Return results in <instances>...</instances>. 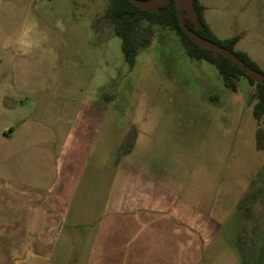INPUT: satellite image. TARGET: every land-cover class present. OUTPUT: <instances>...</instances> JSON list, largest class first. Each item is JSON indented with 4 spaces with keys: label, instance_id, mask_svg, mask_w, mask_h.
Masks as SVG:
<instances>
[{
    "label": "crops",
    "instance_id": "0c3cea01",
    "mask_svg": "<svg viewBox=\"0 0 264 264\" xmlns=\"http://www.w3.org/2000/svg\"><path fill=\"white\" fill-rule=\"evenodd\" d=\"M199 1L214 35L237 37L235 49L264 72V0ZM40 11L37 0H0V264H200L217 227L141 170L140 129L122 137L120 151L137 133L132 150L117 155L121 185L111 197L94 203L102 193L91 181L80 193L100 161L108 111L86 100L70 112L69 82L60 89L65 43ZM78 242L82 256L70 257Z\"/></svg>",
    "mask_w": 264,
    "mask_h": 264
},
{
    "label": "rangeland",
    "instance_id": "374dc122",
    "mask_svg": "<svg viewBox=\"0 0 264 264\" xmlns=\"http://www.w3.org/2000/svg\"><path fill=\"white\" fill-rule=\"evenodd\" d=\"M37 2L65 43L60 89L69 82L68 109L73 113L88 100L108 111L93 157L100 161L87 170L80 193L93 182L94 191L102 193L93 201L98 204L120 187L116 158L123 135L136 127L141 131V170L196 209L205 224L217 227L200 264H243L244 252L248 264H264V150L256 144L255 89L251 93L241 78L237 93L228 90L218 69L190 58L169 28L155 27L150 46L130 68L121 39L103 18L109 0ZM250 192L258 198L249 205L247 218L239 205ZM72 237L77 241L79 236ZM76 243L70 257L82 256L83 245ZM64 252L61 242L54 261Z\"/></svg>",
    "mask_w": 264,
    "mask_h": 264
},
{
    "label": "trees",
    "instance_id": "16d2710c",
    "mask_svg": "<svg viewBox=\"0 0 264 264\" xmlns=\"http://www.w3.org/2000/svg\"><path fill=\"white\" fill-rule=\"evenodd\" d=\"M182 14L187 27L191 31L213 44L223 47L247 67L264 75V72L246 53L235 49L238 42L237 37L220 40L214 35L204 19V7L199 0H192V9L187 11L183 8ZM189 14L191 18H188ZM103 18L112 27L116 36L121 39L122 53L130 68L135 66L139 53L150 46L155 35V27H161L169 28L178 34L186 54L190 58L205 60L214 65L221 74L224 86L228 90L237 92L239 80L245 78L255 89L256 102L253 106V116L258 125L256 144L258 150H264V129L261 127V122L264 118V82L257 81L246 74L224 55L203 48L193 42L179 23L173 0H168L166 4L156 9H141L129 0H109V6ZM136 135V131L129 133L123 147V155L128 154L132 150ZM254 195L253 192L248 193L239 205L241 210H245L247 218L250 216L249 205L253 204L258 198L256 197L257 195ZM243 264H248L246 252H244Z\"/></svg>",
    "mask_w": 264,
    "mask_h": 264
},
{
    "label": "water",
    "instance_id": "95a60500",
    "mask_svg": "<svg viewBox=\"0 0 264 264\" xmlns=\"http://www.w3.org/2000/svg\"><path fill=\"white\" fill-rule=\"evenodd\" d=\"M132 4L136 5L137 7L141 9H156L164 4L165 1L168 0H147V1H139V0H129ZM176 6V11L179 19V23L185 33L188 35V37L195 42L196 44L200 45L203 48L212 50L218 54L224 55L225 57L229 58L233 63H235L242 71H244L249 76L255 78L257 81L264 82V75L261 73H258L249 67H247L243 62H241L236 56H234L229 51L225 50L223 47L217 46L213 44L212 42L200 37L193 31H191L184 20L182 9L188 8L192 9V0H173Z\"/></svg>",
    "mask_w": 264,
    "mask_h": 264
}]
</instances>
